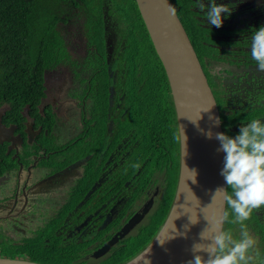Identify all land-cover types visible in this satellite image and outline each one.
I'll return each instance as SVG.
<instances>
[{"label": "flooded vegetation", "instance_id": "1", "mask_svg": "<svg viewBox=\"0 0 264 264\" xmlns=\"http://www.w3.org/2000/svg\"><path fill=\"white\" fill-rule=\"evenodd\" d=\"M173 2L188 11L187 24ZM209 2L171 0L188 35L187 26L199 30L194 48L222 132L235 137L242 124L264 122V71L251 56V35L264 25V0H216L233 8L231 16L222 13L219 28L207 22ZM115 4L43 2L52 41L43 95L8 120L3 116L10 106L0 108V251L22 252L10 259L31 261L30 251L43 250L54 264L123 258L121 264H129L169 217L182 167L174 96L136 0L128 8ZM144 42L163 81L159 98L149 93L148 80H139L146 65H130V58H139L134 44ZM244 223L256 241L250 264H264V207ZM223 229L240 238L239 224L224 222ZM158 250L137 263L159 260L164 253Z\"/></svg>", "mask_w": 264, "mask_h": 264}, {"label": "water", "instance_id": "2", "mask_svg": "<svg viewBox=\"0 0 264 264\" xmlns=\"http://www.w3.org/2000/svg\"><path fill=\"white\" fill-rule=\"evenodd\" d=\"M136 3L166 70L183 143L181 141L180 182L169 217L151 246L129 264H139L137 261L146 259L148 252L147 257H150V252L153 255L158 249L164 253L162 258L145 260L142 264H166L167 255L173 259L168 264H187L193 258L192 246L207 243L200 234L206 229L205 235H212L216 230V221L226 208L222 197L212 200L217 188L228 187L220 175L225 153L219 150L220 142L215 139V134L222 132L221 118L189 35L176 11L173 13L169 9V5L174 7L171 0H136ZM209 132L212 138H208ZM221 226L224 228V223ZM198 254L205 260L208 258L207 252ZM0 264L39 263L0 258Z\"/></svg>", "mask_w": 264, "mask_h": 264}, {"label": "clouds", "instance_id": "3", "mask_svg": "<svg viewBox=\"0 0 264 264\" xmlns=\"http://www.w3.org/2000/svg\"><path fill=\"white\" fill-rule=\"evenodd\" d=\"M200 7L203 9L204 5ZM169 9L175 12V8L170 5ZM232 11L233 8L226 4L210 0L206 12L207 22L217 28L222 27V13L231 16ZM251 56L258 70L264 71V25L255 29L251 35ZM207 135L212 138L211 132ZM177 139L183 143L180 127ZM215 139L220 142L219 150L225 153L220 175L224 177L231 192L225 188L216 189L212 200L217 196L222 197L226 208L216 221L213 234L206 236V229L200 234L201 239L207 243L192 246L193 258L187 264H250L254 257L249 253L255 248L256 241L247 231L244 222L250 218L253 210L264 207V122L254 119L242 124L235 137L220 132L215 134ZM191 172L195 178V170ZM227 208L232 210V220H229ZM224 222L240 225L239 239L234 238L230 229L222 228ZM200 252H207L208 258L205 260L198 254Z\"/></svg>", "mask_w": 264, "mask_h": 264}, {"label": "trees", "instance_id": "4", "mask_svg": "<svg viewBox=\"0 0 264 264\" xmlns=\"http://www.w3.org/2000/svg\"><path fill=\"white\" fill-rule=\"evenodd\" d=\"M43 2L0 0V108L10 106L3 120L17 115L26 105L34 108L43 95V71L49 65L47 51L52 43ZM173 3L187 24L188 11L180 4ZM187 30L193 46L198 49L199 30L192 31L193 28L189 26ZM158 120L163 119L160 116ZM20 253L14 252L13 258ZM30 254L32 262L54 264L48 261L43 250H32ZM125 260L123 258L111 264H121Z\"/></svg>", "mask_w": 264, "mask_h": 264}, {"label": "rangeland", "instance_id": "5", "mask_svg": "<svg viewBox=\"0 0 264 264\" xmlns=\"http://www.w3.org/2000/svg\"><path fill=\"white\" fill-rule=\"evenodd\" d=\"M116 2H117V4H115L116 8L120 9L122 6L127 7V8L131 7L130 4L131 2H133V0H116ZM97 27L98 26L96 25L94 28V32ZM92 31L93 30L90 29V33H89L90 35L92 34ZM134 45L138 48L139 58H137L136 56L134 58H130V65L136 64L137 67L138 66L143 67L144 64L146 65V71L142 72V77L140 76L139 80H141V78H143V81L148 80L147 86L154 88L153 90L150 88L149 93L151 95H154L156 98H159L161 89H157V86L158 85L163 86V81H160L158 75L153 71L154 70L153 66L156 67V63L152 55V49L150 45L148 44V42L139 43V44L135 43ZM131 77L133 76L129 75L127 79H130ZM129 83H131L130 80H129ZM13 254H14L13 251H7V250L0 251V258H9V256L13 257ZM166 260H168V258H166ZM252 262L253 260L250 263Z\"/></svg>", "mask_w": 264, "mask_h": 264}, {"label": "bare ground", "instance_id": "6", "mask_svg": "<svg viewBox=\"0 0 264 264\" xmlns=\"http://www.w3.org/2000/svg\"><path fill=\"white\" fill-rule=\"evenodd\" d=\"M166 258H168V257H166ZM166 258H165V259H166ZM171 261H173V259H172V258H168V260H166L165 263L168 264V263H171Z\"/></svg>", "mask_w": 264, "mask_h": 264}]
</instances>
